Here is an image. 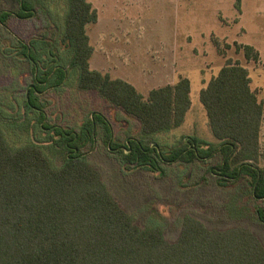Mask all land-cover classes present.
Returning <instances> with one entry per match:
<instances>
[{
	"label": "trees",
	"instance_id": "16d2710c",
	"mask_svg": "<svg viewBox=\"0 0 264 264\" xmlns=\"http://www.w3.org/2000/svg\"><path fill=\"white\" fill-rule=\"evenodd\" d=\"M15 1V9H0V23L12 37L4 52L31 65L23 105L33 115L18 126L30 133L35 127L49 131L40 141L60 145L65 156L55 166L37 137L13 145L0 124V264H264L262 240L244 225L208 227L186 214L178 237L170 241L160 226L137 224L86 157L98 128L125 169L161 171L160 163H207L219 157L216 171L208 167V172L234 196L249 197L251 208L242 199L244 214L264 222V168L257 164L264 104L250 86L247 68L228 59L200 89L217 143L186 136L166 148L155 135L184 121L191 105L187 77L152 88L145 98L127 80L90 67L93 46L87 25L97 21L98 13L89 0ZM22 22H34L37 34L21 36L23 29L16 27ZM235 46L246 59L258 60L253 45ZM72 73L80 90L96 91L136 119L138 133L118 141L98 112L77 127L49 123L44 93L60 90Z\"/></svg>",
	"mask_w": 264,
	"mask_h": 264
},
{
	"label": "rangeland",
	"instance_id": "374dc122",
	"mask_svg": "<svg viewBox=\"0 0 264 264\" xmlns=\"http://www.w3.org/2000/svg\"><path fill=\"white\" fill-rule=\"evenodd\" d=\"M89 1L98 13L97 21L87 25L93 46L91 68L127 80L145 98L152 88L174 84L181 77L189 79L191 105L184 121L155 135L166 148L185 141L186 136L217 143L199 92L228 59L247 68L250 86L264 104V0ZM16 7L15 0H0V9ZM23 23H17L16 27L18 32L23 29L21 36L37 34L39 28L34 22ZM10 34L0 23V124L5 126L9 142L17 146L36 137L44 140L49 131L35 127L30 133L32 120L29 131L19 129L18 125L26 121L25 116L30 119L33 115L23 105L32 74L27 59L4 52L12 42ZM235 42L253 45L259 53L258 60L246 59L243 51L236 49ZM76 81L77 75L69 74L60 90L44 93L49 123L77 127L84 118L98 112L110 122L118 141L138 133L136 119L126 116L96 91L80 90ZM102 134L98 128L96 144L87 153V160L137 224L160 226L165 237L173 241L179 235L183 217L190 214L208 227L244 225L264 244V222L256 220L251 213L244 214L242 199L249 208L253 201L234 196L231 190L218 185L216 174L208 172V167L216 171L219 157L207 163H160L161 171L125 169L116 151L107 148ZM53 137L57 136L53 134ZM40 142L52 163L59 166L65 156L62 147L50 145V141ZM257 164L264 168V117Z\"/></svg>",
	"mask_w": 264,
	"mask_h": 264
}]
</instances>
